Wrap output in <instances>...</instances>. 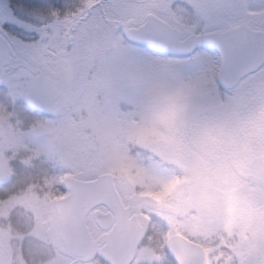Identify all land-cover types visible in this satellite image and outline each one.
Masks as SVG:
<instances>
[{"label":"snow or ice","instance_id":"snow-or-ice-1","mask_svg":"<svg viewBox=\"0 0 264 264\" xmlns=\"http://www.w3.org/2000/svg\"><path fill=\"white\" fill-rule=\"evenodd\" d=\"M0 264H264V0H0Z\"/></svg>","mask_w":264,"mask_h":264}]
</instances>
